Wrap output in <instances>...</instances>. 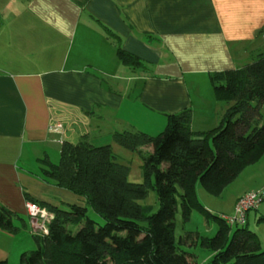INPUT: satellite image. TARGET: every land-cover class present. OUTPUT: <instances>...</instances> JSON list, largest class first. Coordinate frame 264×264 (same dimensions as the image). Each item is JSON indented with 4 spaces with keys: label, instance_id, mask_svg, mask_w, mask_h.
Returning <instances> with one entry per match:
<instances>
[{
    "label": "crops",
    "instance_id": "1",
    "mask_svg": "<svg viewBox=\"0 0 264 264\" xmlns=\"http://www.w3.org/2000/svg\"><path fill=\"white\" fill-rule=\"evenodd\" d=\"M118 48L141 66L121 64ZM263 48L264 0H0V201L24 221L0 230V263L35 245L26 195L83 204L43 174L63 142L87 135L114 153L113 133L157 135L184 111L192 131L211 130L226 106L210 76Z\"/></svg>",
    "mask_w": 264,
    "mask_h": 264
},
{
    "label": "trees",
    "instance_id": "2",
    "mask_svg": "<svg viewBox=\"0 0 264 264\" xmlns=\"http://www.w3.org/2000/svg\"><path fill=\"white\" fill-rule=\"evenodd\" d=\"M117 58L124 66H141L120 48ZM210 82L214 99L227 103L217 127L192 131L190 112L184 111L168 115L157 135L128 130L112 134L113 143L140 155V184L128 181L129 167L118 162L111 145H92L87 135L74 144L63 142L56 164L41 160L47 179L84 202L63 209L26 195V202L47 209L53 219L47 234L32 230L36 248L21 254L18 264H195L193 255L179 246L208 250V264H264L258 235L246 225H227L222 217L228 216H213L218 222L213 237L188 232L175 242L178 200L185 221L193 210L212 216L198 201L196 185L220 196L264 155V55L238 69L213 73ZM150 190L157 195L156 213L138 203ZM88 208L103 219L102 225L89 218ZM22 228L23 219L0 201V230L16 234Z\"/></svg>",
    "mask_w": 264,
    "mask_h": 264
},
{
    "label": "rangeland",
    "instance_id": "3",
    "mask_svg": "<svg viewBox=\"0 0 264 264\" xmlns=\"http://www.w3.org/2000/svg\"><path fill=\"white\" fill-rule=\"evenodd\" d=\"M261 54H264V48L263 53ZM222 103L223 105H227L225 102ZM114 145L116 147L114 153L117 156L118 162L129 167L128 181L135 184L142 183L143 174L140 155L137 152L128 151L115 143ZM12 147L14 148L15 146ZM23 157H25V154ZM58 160L59 158L52 159L53 163H57ZM244 192L258 193V195L264 198V155L257 163L245 168L235 181L225 188L220 196L209 195L205 192L201 184L196 185L198 201L212 216L206 218L196 210H193L190 213L189 219L185 221L182 216L180 202L179 200L177 201L176 210L173 213L174 238L176 244L178 243L179 238L188 232L198 233L202 237H213L218 229V222L213 216L219 218L222 216L233 217L234 205L236 203L235 200L239 194ZM138 203L142 206L151 207L152 213H156L159 208L157 195L153 190H150L147 196L144 199L139 200ZM87 215L97 224H103V219L91 208H88ZM260 218H264V199L258 206L257 210H251L248 212L245 224L250 231L258 235L260 245L262 249H264V220H261ZM33 231L37 232L35 229ZM35 248L36 246L33 245L29 251H33ZM179 249L192 254L195 264H208L211 258V252L202 249L199 246L190 248L179 246Z\"/></svg>",
    "mask_w": 264,
    "mask_h": 264
},
{
    "label": "built area",
    "instance_id": "4",
    "mask_svg": "<svg viewBox=\"0 0 264 264\" xmlns=\"http://www.w3.org/2000/svg\"><path fill=\"white\" fill-rule=\"evenodd\" d=\"M261 202L262 197L258 195V193H245L237 199L234 205V216L222 218L227 225L243 226L246 224L247 213L251 210H256ZM25 208L30 218L32 230H37L36 233L38 234H47V226L53 219V215L49 213L47 209L33 202H26Z\"/></svg>",
    "mask_w": 264,
    "mask_h": 264
}]
</instances>
